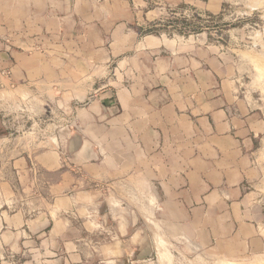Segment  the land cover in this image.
<instances>
[{"label": "rangeland", "instance_id": "1", "mask_svg": "<svg viewBox=\"0 0 264 264\" xmlns=\"http://www.w3.org/2000/svg\"><path fill=\"white\" fill-rule=\"evenodd\" d=\"M24 3L0 0L5 60L0 63V137L23 140L29 174L23 181L0 180L8 179L14 193L24 195L22 203L38 204L42 197L54 205L55 195L43 197V188L60 183L58 173L67 174L68 184L58 195L71 200L79 194L81 200L77 208L63 204L59 215L78 239V255L60 250L53 257L57 264H264V0L127 1L122 10L132 14L120 18L127 23L117 27L104 11L109 0H85L73 2L76 16L65 17L63 27L53 11L45 12L44 32L35 25L34 9H24ZM60 26L63 32L57 34ZM10 53L18 56L11 64ZM26 73L29 80L23 79ZM121 87L139 90L149 101L160 90L188 106L199 91L231 94L230 102L247 114L255 135L248 154V198L262 236L259 249L244 247L227 257L215 244L199 243L155 219L151 185L134 175L132 163L123 168L117 163L109 175L86 169L108 154L103 135L99 142L93 130L103 124V108L92 105L96 93ZM85 141L91 144L88 158L76 154ZM111 143L119 155V146ZM47 151L49 156L39 158ZM45 159L57 167L47 176L40 170ZM29 261L42 263L25 251L0 256V263Z\"/></svg>", "mask_w": 264, "mask_h": 264}, {"label": "crops", "instance_id": "2", "mask_svg": "<svg viewBox=\"0 0 264 264\" xmlns=\"http://www.w3.org/2000/svg\"><path fill=\"white\" fill-rule=\"evenodd\" d=\"M17 1L25 2L24 9H34L36 13L31 14L39 18L35 25L42 31L41 18L46 16L45 12L51 14L53 11L57 24L62 26L65 17L76 16L73 2L79 5L85 0ZM127 1L152 2L109 0L104 11L116 27L127 23L126 19L120 18L132 14L122 10ZM67 2H70L69 7L65 8ZM61 26L57 34L63 32ZM3 56L0 53V63L5 61ZM17 58L16 54L10 53L9 64ZM23 79L29 80L28 74ZM140 92L121 87L96 93L97 99L92 105L103 108V124L93 130L99 142L103 135L104 152L108 154L102 160L95 155L100 162L89 163L86 169L95 175L96 170L109 175L112 174L109 170L117 163L121 168L132 163L134 175L151 185L155 219H163L164 223L190 233L199 243L215 244V248L227 257L238 256L244 247L259 249L262 244L260 228L249 210L248 185L252 171L248 154L255 135L251 134L247 114L235 108L234 101L230 102L231 94L223 89L210 93L199 91L192 106L186 105L184 100L175 102L171 95L160 90L152 92L151 101ZM189 129L193 132L189 133ZM111 142L119 146V155ZM20 144L22 147H17ZM25 145L21 139L0 137V178L17 176L23 181L28 176L27 158L30 155L27 156ZM90 145L87 141L80 143L76 154L90 157L92 150L86 147ZM85 151H90L87 156L83 154ZM43 153L39 158L49 156L48 151ZM45 160L44 169L40 170L47 176L57 167L55 163L49 166L48 159ZM57 177L61 178L60 183L52 181L42 192L46 198L55 195L54 205L44 202L42 197L38 204L22 203L24 195L14 193L8 179L0 180V256L25 251L35 260L40 257L41 264H57L58 260L53 257L58 256L60 250L66 248L72 257L78 255L74 251V241L78 239L73 230L69 232L64 228L66 222L59 214L63 204L79 207L81 196L74 195L76 197L71 200L59 196L68 180H65V173H58ZM53 208H56L54 216L51 214Z\"/></svg>", "mask_w": 264, "mask_h": 264}]
</instances>
